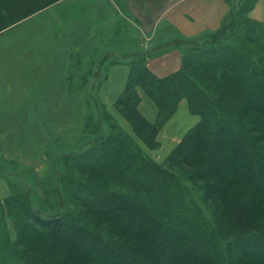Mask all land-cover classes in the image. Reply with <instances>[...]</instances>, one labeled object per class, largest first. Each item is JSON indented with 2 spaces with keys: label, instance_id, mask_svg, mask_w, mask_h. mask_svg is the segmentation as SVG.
<instances>
[{
  "label": "trees",
  "instance_id": "trees-1",
  "mask_svg": "<svg viewBox=\"0 0 264 264\" xmlns=\"http://www.w3.org/2000/svg\"><path fill=\"white\" fill-rule=\"evenodd\" d=\"M59 1L0 0V33ZM259 2L231 7L209 42L198 36L193 49L182 51L173 73L155 75L146 54L134 62L111 106L103 100L98 110L110 125L100 121L87 149L63 156L66 171H57L60 187L54 188L59 211L42 214L29 191L17 187L0 201L4 231L11 217L23 258L31 255L35 264H264V24L250 17ZM143 100L157 108L155 120L141 112ZM182 103L199 121L167 162L191 170L188 177L203 182L220 220L231 226L224 233L237 231L222 254L208 244L204 220L174 208L183 198L174 195L180 186L171 192L170 169L131 138L135 132L156 149ZM112 118L129 120L134 132Z\"/></svg>",
  "mask_w": 264,
  "mask_h": 264
},
{
  "label": "crops",
  "instance_id": "crops-1",
  "mask_svg": "<svg viewBox=\"0 0 264 264\" xmlns=\"http://www.w3.org/2000/svg\"><path fill=\"white\" fill-rule=\"evenodd\" d=\"M123 1L63 0L0 33V161L12 163L46 155V138L60 136L68 143L75 142L95 99L93 93L104 96L111 76L119 73L124 75L118 80L122 90L135 61L146 54L149 67L155 60V49L144 48L137 57H113L104 70L91 73L109 58L103 57L97 65L94 61L97 50L112 42L106 41L107 34L123 23L120 7L128 11L143 37L154 44L158 33L168 34L170 28L178 36L192 38L216 30L228 12L225 0ZM204 11L209 14L204 13L208 23L201 17ZM161 23L165 24L164 33L159 31ZM116 30L108 36L112 40L121 37L120 29ZM136 35L139 37V30L133 37ZM162 40L159 47L166 46L168 36ZM176 50L166 49L162 57L171 60L179 54ZM91 80L97 84L91 89L83 87ZM2 234L0 217L1 238Z\"/></svg>",
  "mask_w": 264,
  "mask_h": 264
},
{
  "label": "rangeland",
  "instance_id": "rangeland-1",
  "mask_svg": "<svg viewBox=\"0 0 264 264\" xmlns=\"http://www.w3.org/2000/svg\"><path fill=\"white\" fill-rule=\"evenodd\" d=\"M114 1H120V3L124 4L123 0ZM218 1L223 2L224 0ZM240 1L241 0H225L228 12L231 7L232 10H236V7L240 5ZM204 13L207 15L209 14L208 12L204 11L201 16L203 18V21H205V23H208L210 20L209 18H206ZM120 15H122V17L124 18L120 20L123 21L122 25L118 23V25L112 28L110 33L107 34L106 41L111 40L112 42H107V44H104L102 51L97 50L96 60L94 61L97 65V62H99V60L103 57L109 58L107 61L102 60V64L100 67L97 66L91 69V73L96 69L100 71L101 69L104 70L106 67L104 65L109 64L113 57L119 56L120 58L122 57L124 59H128V57H130L131 55L137 57L144 51L142 49L146 48L145 50L155 49L156 51V53H154L155 60L149 63L148 68L155 75L163 77L175 72L180 68L182 64V51L185 52L187 49H193V45L191 44L194 42V38L189 36H178V33L176 35L175 31L172 28H170L169 30L167 28L168 34L166 33L163 35H159L158 33L156 44L149 42L145 37H143L140 29L136 27L135 21H133V18L130 17V14L126 9L123 10L120 7ZM250 17L255 20V22L257 21L261 25L264 24V0H260L254 10L251 12ZM164 26L165 24H160V32L161 30L163 31V33L166 31H164ZM116 29H120L119 35L121 37H117V40H112V37L108 36L110 34H115V32L117 31ZM202 29L203 28H200L199 30ZM137 30H139L140 33L139 37L138 35H136V37H133L134 32H136ZM214 31L216 30H208L199 37L203 36L204 42H209ZM163 36H168V42L165 47H159V44L161 43V41H163ZM198 43H200V45L203 44V40L199 39ZM159 49H162V51H160ZM166 49H177L179 52L177 50L176 51L179 54H177L176 57L172 58L171 60L163 58L162 53L163 55L166 54ZM121 77H124L122 73H119L116 76H111V82L110 84H107V86L109 87L103 92L104 96H97L93 93V98H95L93 100L98 101L99 105L95 106L97 103L95 105L92 103L90 104L89 113L90 115L92 114V118L89 120V129L87 131V134L83 135L82 138L78 137L77 140L72 143H68L60 136L46 138V140L48 141H46L45 143L47 144L45 148V151L47 150L46 155L42 154L40 157L28 156V158H21V161L19 162L12 163L1 159L0 201L4 200V198L11 194L12 191L17 187L21 190L27 189L29 191L32 205L35 208L39 209L42 214L49 215L55 211L60 210V201L58 202L54 189L55 186L59 185L60 187V182H56V173L60 170L65 173L66 170L64 166V157L69 156V154L76 155L88 148L87 146L83 145L86 143H90V141L96 137L98 132L97 125L100 121L102 122V125L104 124V127L110 125L111 122L105 120L104 116H102L101 113H98V110L102 107V104H104L103 100L106 102L105 104L111 106L110 103L112 102V96L119 91L121 83L118 80L121 79ZM92 81H94V83H92ZM96 84V80H91L87 83V85H84L83 87L89 86V89H91V87L95 86ZM77 85L81 87V84ZM141 112L150 121L156 119L157 108L149 100H143ZM198 119V116L193 115L190 112L187 104L182 103L176 115H174L168 121L166 127H164L163 131L160 133L161 136L157 138L159 143L157 144L158 146L156 147V149H153L151 148L150 144L144 142L145 139L139 138L136 135L129 120L125 119L124 123L120 124L112 118V120L117 125L123 127L124 130L128 133L129 131L130 134L132 133L131 131L134 132L131 138L137 141L138 144L142 146V148L153 160H155L163 168L170 169L169 172H172V182L170 186L172 190L171 192L174 191V188H178V186H180L177 189L180 192L175 191L174 195H178L179 193H181V196L183 198L182 205L174 204L175 201L172 202L174 208L178 209V212L181 214H194L197 215L200 219L204 220L208 229V244L212 247H214L215 245H219L221 247V249H219V253L222 254L225 253L224 251L227 252L228 248H232V244L235 242L234 239L236 238L234 234H236L237 231L233 229L236 233L234 231L230 234L224 233L231 226L227 227V225L220 220V209L216 208L215 202L212 197L205 196L203 182L193 181L188 177L191 170H189L188 168H184L183 166L174 165L167 162L168 159L171 158V155L173 154L177 146L181 143V140L186 135L187 131L199 121ZM58 167H60V169ZM15 209L20 210L18 207H16ZM6 213L10 214L8 212ZM11 214L13 216L16 214L14 209L11 211ZM7 220L8 228L6 229V233L4 231V235L2 234L4 238H1L0 236V264H35L34 259H31V255L29 256V260H27L26 258H23L21 252L22 249L15 248L17 232L15 231V228H13L14 226L11 222V217L7 218ZM185 227L187 226L185 225ZM220 231H222V233L225 235H222ZM7 234H9L11 238H13V241L11 243H7ZM20 257L23 259H20Z\"/></svg>",
  "mask_w": 264,
  "mask_h": 264
}]
</instances>
